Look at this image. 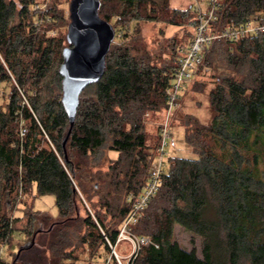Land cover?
I'll return each instance as SVG.
<instances>
[{
  "label": "trees",
  "instance_id": "obj_1",
  "mask_svg": "<svg viewBox=\"0 0 264 264\" xmlns=\"http://www.w3.org/2000/svg\"><path fill=\"white\" fill-rule=\"evenodd\" d=\"M41 3L0 0V83L12 82L10 74L16 82L6 107L0 105V245L21 218L11 215L19 190L35 187L38 195H55L59 213L54 218L26 210L25 232L32 241L19 247L11 263L2 259L0 264H79L76 241L91 248L99 242L110 253L108 243H116L130 209L127 195L139 192L147 178L143 116L165 108L166 89L193 36L173 41L174 58L158 64L138 35L128 41L127 33L121 34L111 43L101 79L82 91L63 146L70 123L57 64L67 38L47 35L63 15L51 1L44 10H32ZM220 3L214 22L219 27L253 16L264 24V0ZM189 11L192 16L191 5ZM179 14L186 12L170 7L169 0H101L99 8L109 22L116 15L115 23L126 17L177 22ZM208 52L207 65L217 68L221 52L228 64L211 76L212 116L207 122L184 119V139L195 156L168 158L158 192L133 227L159 246L143 245L129 264H264V33L232 43L215 40ZM50 74L55 92L47 95L44 82ZM87 89L92 91L82 95ZM105 149L117 152V159L106 158ZM94 194L99 202L92 201ZM177 224L202 237L201 256L195 247L188 250L174 241ZM109 264L118 263L111 256Z\"/></svg>",
  "mask_w": 264,
  "mask_h": 264
},
{
  "label": "rangeland",
  "instance_id": "obj_2",
  "mask_svg": "<svg viewBox=\"0 0 264 264\" xmlns=\"http://www.w3.org/2000/svg\"><path fill=\"white\" fill-rule=\"evenodd\" d=\"M40 1H43V3L40 4L41 6L37 7L35 5L32 10L38 8L44 10L48 6V3L51 1L53 2L54 8H56L57 11H61V14L63 15L62 19H57L50 25L52 29L46 31L47 35L53 36L55 34H59L66 38L68 32V24L70 22L69 5L71 0ZM169 4L170 7L177 8L181 12L185 11L186 14L184 16L182 14H179V19L177 18V22L170 21L169 19L165 21H158L156 19L146 17H126V20H123L119 23H115L117 21V16L113 15L112 20L110 21L111 24L115 25L116 30V36L113 42H116L121 34L127 33V35L129 36L128 41H130L132 35H138L136 36L137 39H139L140 43H142V45H144L148 49L155 62L158 61V64H161V61H171L175 56V54H173L171 44L174 43L173 41L179 44L181 41L187 40L191 36V33H193V26L191 23L192 16H190L189 11V6L191 5L190 0H169ZM36 23L39 25V27L43 28V26H45L41 22V20H37ZM124 26L125 28L120 31L119 28ZM63 45L67 46L70 44L65 40L63 42ZM217 62L219 63L218 67L212 68L211 66L207 65L205 59L203 66L197 72L193 82H191L183 91L180 99L181 104L176 111L172 121V137L170 138L169 145L167 146L168 158L177 156H195L192 148L186 143L184 139L185 127L183 126V122L184 119L188 116L198 117L199 120L203 122H207L210 120L212 111L210 108L208 92L210 88L213 87V79L211 76L214 73H220L225 70L226 66L228 65L225 61V53H218ZM60 64H57V66H60ZM10 77L12 82L4 81L0 83V105L4 108L6 107V104L9 100V95H11L13 91V83H16L14 76L10 74ZM52 77L53 74H50L44 82L47 86V95H50L51 92H55V84H53L52 82L54 80ZM17 88L20 95L23 97L24 102H26L27 96L24 88H21L19 86ZM90 91L92 90L87 89L82 95H87ZM162 116L163 111H149L143 116L144 131L146 133L145 152L148 154L147 160L149 163V167L146 168L144 177H146V175L148 177L150 167L155 158L156 148L159 141V126L162 120ZM104 153L106 155V158L109 157L111 159H117V152L108 151L105 149ZM93 158L94 156L91 155V161H93ZM108 166L109 159H106V161L101 163V168L104 171L108 168ZM98 198L99 196L97 194H94L92 201L99 202ZM82 200L88 211L93 213L94 208H92L90 203L84 197H82ZM31 209H33L34 211L47 212L54 218L58 217L59 213L56 205L55 195H38L35 187L33 188L32 192L29 191L27 193L19 190L16 205L11 211V215L13 217L19 216L21 218L14 224V228L16 229V231L12 232V237H10L11 242L9 243L10 239L7 240V244L2 255V259L8 263H11L13 261L15 253L20 246L26 245L32 241V234H27L25 232L26 228L28 229V219L25 211ZM81 215H85L84 209H81ZM133 227L134 226H132L131 231L137 234L134 231ZM146 237L151 239V237L148 235ZM173 238L174 241L178 242L181 247L188 250L195 247L197 253L200 256L202 255L203 239L199 235L192 234L190 231L177 224L174 227ZM74 245H76L75 252L78 255L79 264H109L111 256L114 257V255L112 254V246H116V251L120 255L122 263L129 264V255L131 254L133 249V242L130 239H122L116 245L108 243L110 247V253H107L104 250L103 245H101L99 242L92 248L86 244L80 243L79 241H76Z\"/></svg>",
  "mask_w": 264,
  "mask_h": 264
},
{
  "label": "built area",
  "instance_id": "obj_3",
  "mask_svg": "<svg viewBox=\"0 0 264 264\" xmlns=\"http://www.w3.org/2000/svg\"><path fill=\"white\" fill-rule=\"evenodd\" d=\"M221 0H190L192 11L193 36L188 43L179 65L174 70L171 84L166 89V106L163 109V116L159 126V141L156 148L154 161L150 167L149 175L145 185L139 192H130L127 195V202L130 209L120 227L119 235L115 245L122 239H130L133 242V249L129 255L130 262L135 259L143 245L154 244L146 236H137L131 231L144 215V212L159 190L162 175L167 165V146L172 137V121L180 106L181 95L185 88L193 82L197 72L203 66L209 47L215 40L222 39L232 43L245 35L264 33V24L257 16H253L244 22L229 23L224 27L215 25L221 7ZM36 6H41L36 4ZM25 134V128L20 127V136ZM8 237L0 245V261L7 244ZM112 254L119 264H123L116 246H112ZM108 264V263H107Z\"/></svg>",
  "mask_w": 264,
  "mask_h": 264
},
{
  "label": "water",
  "instance_id": "obj_4",
  "mask_svg": "<svg viewBox=\"0 0 264 264\" xmlns=\"http://www.w3.org/2000/svg\"><path fill=\"white\" fill-rule=\"evenodd\" d=\"M101 0H71L68 32L70 45L63 49L59 72L62 76L61 102L70 127L63 141L65 146L76 118L82 91L101 79L106 56L116 36L113 25L99 15Z\"/></svg>",
  "mask_w": 264,
  "mask_h": 264
}]
</instances>
